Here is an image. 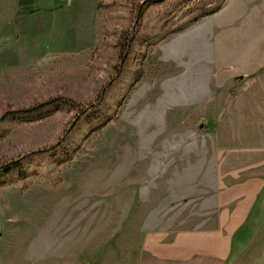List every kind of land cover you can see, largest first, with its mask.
I'll list each match as a JSON object with an SVG mask.
<instances>
[{"label":"rangeland","instance_id":"1","mask_svg":"<svg viewBox=\"0 0 264 264\" xmlns=\"http://www.w3.org/2000/svg\"><path fill=\"white\" fill-rule=\"evenodd\" d=\"M130 1L25 0L19 8L20 0H0V119L56 95L96 102L112 78ZM197 4L220 10L156 42L190 21ZM142 31L155 40L136 45L108 93L102 113L110 121L89 120L74 131L72 161H33L25 181L13 177L0 188V264H174L172 249L147 251L143 240L195 221L193 207L171 201L189 189L184 164L212 126L201 102L183 96L200 94L216 77L206 78L212 69H239L223 88L264 78L246 72L264 68V0H161L147 9ZM72 119L61 108L1 123L0 166L54 144ZM174 176L185 182L175 185Z\"/></svg>","mask_w":264,"mask_h":264},{"label":"crops","instance_id":"2","mask_svg":"<svg viewBox=\"0 0 264 264\" xmlns=\"http://www.w3.org/2000/svg\"><path fill=\"white\" fill-rule=\"evenodd\" d=\"M228 70L206 71V78L216 75L210 79L215 86L208 85L211 81L200 94L183 96L201 102V114L212 126L200 152L184 164L190 171L186 195L171 201L193 207L195 221L189 230H158L143 240L147 251L172 249L174 264L187 257L212 264H264V78L223 88V81L239 71ZM246 72L264 75V68ZM235 87L238 92L232 94ZM220 90L227 92L220 95ZM174 177L175 185L185 182ZM157 181L160 186L165 180Z\"/></svg>","mask_w":264,"mask_h":264},{"label":"trees","instance_id":"3","mask_svg":"<svg viewBox=\"0 0 264 264\" xmlns=\"http://www.w3.org/2000/svg\"><path fill=\"white\" fill-rule=\"evenodd\" d=\"M161 0H146V1H130V15L128 26L122 29L119 33L117 42L118 57L117 62L113 66L111 73L112 78L108 82L106 88L98 96L96 102L87 106L82 105L79 101L74 100L66 95H56L48 99L42 100L25 108H9L7 109L2 118L0 125L4 122H32L40 120L50 115L51 112L66 108L73 113V119L70 126L64 133L57 139V141L47 147L42 148L37 152L26 155L25 157L15 158L0 166V188L10 185V180L16 177L20 181H25L28 178V166L33 161L56 159L60 165L66 164L73 160L75 152L71 139L74 131L84 122L89 120H96L99 118L104 119V123L110 121L103 112L107 105L108 93L118 84L123 75L127 71L128 66L132 61V54L136 45L145 40H151L155 37L151 34L143 35L142 21L143 17L152 4ZM25 0H20L19 8H23ZM198 5V4H197ZM220 10V6L207 9L203 5L196 6L194 10H189L190 21L180 25L176 30L171 29L162 35L157 41L165 39L168 35L175 33L174 31H182L191 24L197 23L201 19L211 16ZM161 30L160 33H162ZM153 42V46L157 43ZM75 148V147H74Z\"/></svg>","mask_w":264,"mask_h":264}]
</instances>
